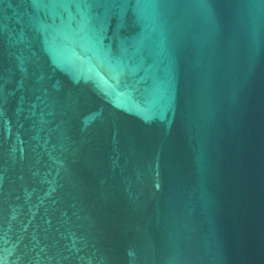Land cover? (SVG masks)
<instances>
[{"label": "water", "instance_id": "1", "mask_svg": "<svg viewBox=\"0 0 264 264\" xmlns=\"http://www.w3.org/2000/svg\"><path fill=\"white\" fill-rule=\"evenodd\" d=\"M0 264H264V0H0Z\"/></svg>", "mask_w": 264, "mask_h": 264}]
</instances>
